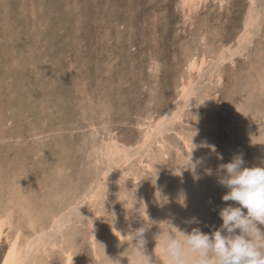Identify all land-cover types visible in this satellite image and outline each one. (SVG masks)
Here are the masks:
<instances>
[{
	"label": "rangeland",
	"instance_id": "rangeland-1",
	"mask_svg": "<svg viewBox=\"0 0 264 264\" xmlns=\"http://www.w3.org/2000/svg\"><path fill=\"white\" fill-rule=\"evenodd\" d=\"M181 2L0 0V264L18 235L25 264H67L69 249L73 264H143L129 247L143 217L146 255L165 264L166 222L223 223L218 165L264 156V0ZM193 57L207 62L189 74Z\"/></svg>",
	"mask_w": 264,
	"mask_h": 264
},
{
	"label": "clouds",
	"instance_id": "clouds-1",
	"mask_svg": "<svg viewBox=\"0 0 264 264\" xmlns=\"http://www.w3.org/2000/svg\"><path fill=\"white\" fill-rule=\"evenodd\" d=\"M188 155L190 162L187 167L195 170L203 163V158L194 160L192 152ZM219 159L223 160V157ZM206 172L213 174L210 168ZM215 174L218 184L227 189L222 200L232 202L219 210L223 223L205 233L199 227L188 232L174 226L171 221L166 222L171 225L164 236L167 255L172 264H264V156L252 166H247L244 154H236L230 162L220 163ZM196 178L199 179L198 176ZM141 207L146 205L141 202ZM143 219L145 223L129 234L132 237L129 247L145 258L143 264H156L155 259L146 255L145 249L144 234L152 223L149 224V218ZM185 223L198 225L201 221L192 217ZM111 261L112 264H120L118 259Z\"/></svg>",
	"mask_w": 264,
	"mask_h": 264
},
{
	"label": "bare ground",
	"instance_id": "bare-ground-1",
	"mask_svg": "<svg viewBox=\"0 0 264 264\" xmlns=\"http://www.w3.org/2000/svg\"><path fill=\"white\" fill-rule=\"evenodd\" d=\"M202 1L204 0H182V5L184 7L185 10H187L188 12H192L194 10H196L197 7H199L200 3H202ZM253 2L255 0H252ZM204 3V2H203ZM206 3V2H205ZM199 9V8H198ZM185 16V15H184ZM254 21H256V17L254 15H250V17L248 18V21H246V26H245V29H244V32L243 34L240 36L243 41L248 39V37L251 35V32H250V27L252 26V24L254 23ZM204 38V37H203ZM239 39V38H238ZM252 39V38H251ZM241 41V40H240ZM230 52V51H229ZM203 54V53H202ZM221 57V56H220ZM191 59V58H190ZM206 58L203 57L201 59H196L195 57H193L190 61H189V64H188V72L189 74L192 73V71H197V72H200L204 65H206ZM193 74V73H192ZM219 74V73H218ZM183 77V76H181ZM195 77V76H194ZM188 78H192L191 76L188 77ZM219 79V78H218ZM190 81V80H189ZM181 82V81H180ZM191 86V85H190ZM189 86V87H190ZM187 84H183L182 87L180 88L181 89V98L179 99V101L176 103L175 107L173 106V108L168 112V117H174V115H176V119L180 118L181 117V114L175 112L179 102L181 101L182 97L183 96H187L189 93H190V89ZM189 97V96H188ZM213 104L215 103V100H214V96L211 95L209 96L208 98ZM202 102V101H201ZM202 104V103H201ZM197 107V106H196ZM159 123V122H158ZM150 126V125H149ZM158 126V125H157ZM156 126V128H157ZM154 128V127H153ZM152 129V126L149 127V130L146 131L145 133V139H144V143L145 145L149 142V135L151 134L150 133V130ZM151 139V138H150ZM148 140V141H147ZM187 142V141H186ZM193 144V143H192ZM187 147L190 151V153L192 152V157L194 159H197V158H201L200 155L194 153V151L191 149V147L188 145V143L186 144ZM144 146V145H142ZM117 149V148H115ZM116 151V150H115ZM148 157V156H147ZM129 158V157H128ZM151 160V159H150ZM146 166L147 167H152L151 165V161H146ZM200 172V171H199ZM106 175V174H105ZM109 176V179L110 180H114V176L117 177L118 174H115V175H111V174H107L106 177ZM105 177V178H106ZM114 178V179H113ZM141 183V182H140ZM199 185V184H198ZM193 189V188H192ZM143 196V195H142ZM197 196V195H196ZM195 196V197H196ZM194 197V198H195ZM91 198V197H90ZM143 199V198H142ZM87 200V199H86ZM188 200V199H187ZM196 200V199H195ZM175 203V202H174ZM184 203V202H183ZM141 205V204H140ZM28 206V205H27ZM191 206V205H190ZM189 206V207H190ZM194 206V205H193ZM182 207V206H181ZM182 209V208H181ZM185 209V208H184ZM143 213V212H142ZM188 214V213H187ZM163 215V214H162ZM192 215V214H191ZM144 216V214H143ZM188 216V215H187ZM197 216V215H196ZM99 220L100 221H105L103 219V217L101 215L98 216ZM142 217V216H140ZM191 217V216H190ZM142 219V218H141ZM169 220V219H168ZM186 220V218H185ZM58 221V220H57ZM184 222V220H183ZM11 223H12V215L10 212H7L5 214H2L0 216V246H1V243H2V239H3V236H5V230L6 228H9L11 227ZM168 224V223H167ZM193 225V224H192ZM200 225V224H199ZM64 226V225H63ZM61 226V227H63ZM110 226V225H109ZM16 227V226H15ZM111 227V226H110ZM20 228V227H18ZM29 228V227H28ZM95 228V227H94ZM113 228V227H112ZM181 228V227H180ZM114 229V236L115 238L117 239H122L123 237V231L120 230L119 228H113ZM33 230V229H32ZM170 230V229H169ZM184 230V229H183ZM190 230V228H189ZM188 230V231H189ZM20 231V230H18ZM14 232H17V231H14ZM168 232V231H167ZM12 233V232H11ZM92 233V232H91ZM21 234V233H20ZM96 235V230L94 229V232H93V236ZM14 236V235H13ZM22 238V237H21ZM164 238V237H163ZM22 242V241H21ZM34 242V241H33ZM32 242V243H33ZM50 243V242H49ZM54 243V242H53ZM162 243V242H161ZM164 243V242H163ZM45 244V243H44ZM55 244V243H54ZM94 244V243H93ZM32 244L29 242V241H26V243H20V235H18L17 237H15L13 240L10 241L9 243V248H8V251L6 252L4 258H3V261L1 264H25L26 263V259H27V250L30 248ZM35 243H33V247L35 248ZM42 245V244H41ZM60 245V244H59ZM164 246V244H162ZM55 246V245H53ZM37 247V246H36ZM62 247V246H61ZM32 248V247H31ZM46 248V245H44L43 247L41 246V248H39V251L40 250H43ZM38 249V248H37ZM36 249V250H37ZM162 249V248H161ZM155 250V249H154ZM165 250V249H164ZM162 251V250H161ZM30 252V251H29ZM166 252V251H165ZM40 253V252H39ZM65 254H66V258H67V264H73V261H72V258H71V254H70V249L68 251H65ZM148 255V254H147ZM163 260H165L163 258ZM29 262V261H28ZM30 263V262H29ZM164 263V262H163ZM30 264H41L40 261H36L34 260L32 263ZM165 264H172V261L170 259H167L165 261Z\"/></svg>",
	"mask_w": 264,
	"mask_h": 264
}]
</instances>
